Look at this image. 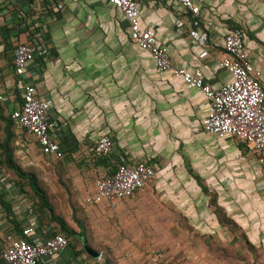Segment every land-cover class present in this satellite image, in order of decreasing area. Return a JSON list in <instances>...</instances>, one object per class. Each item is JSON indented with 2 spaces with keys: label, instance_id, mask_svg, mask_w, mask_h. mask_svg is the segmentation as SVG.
I'll return each instance as SVG.
<instances>
[{
  "label": "crops",
  "instance_id": "crops-1",
  "mask_svg": "<svg viewBox=\"0 0 264 264\" xmlns=\"http://www.w3.org/2000/svg\"><path fill=\"white\" fill-rule=\"evenodd\" d=\"M59 1L60 10L47 0H0V97L15 88L14 45L44 42L51 55L28 64V81L38 96L50 101V116L61 126L63 159L74 167L67 172L77 202L92 193L96 175L104 169V161L91 151L100 134L107 132L113 139L114 164L145 159L156 170L143 189L114 208L105 200L86 207L96 224L90 234L101 241L103 259L96 262L71 246L74 264H222L215 259L217 251L205 247L208 240L220 243L222 229L208 209V195L189 170L205 179L219 203L232 212L235 182L222 180L220 170L211 175L195 168L194 150L213 140L217 156L232 160L239 156L238 148L231 138L199 131L210 111L202 92L171 71L158 73L150 55L128 39L126 23L107 0ZM194 1L200 7L196 25L170 1L138 0L141 25L155 29L172 67L200 68L212 87L229 81L231 76L219 65L223 36L239 27L256 71L264 76V0ZM20 103L16 88L12 102L0 105L9 115ZM14 132L17 150L34 158L36 141L16 125ZM185 158L192 168L178 166ZM12 217L6 214L0 226V242ZM183 225L193 229L184 231Z\"/></svg>",
  "mask_w": 264,
  "mask_h": 264
},
{
  "label": "built area",
  "instance_id": "built-area-1",
  "mask_svg": "<svg viewBox=\"0 0 264 264\" xmlns=\"http://www.w3.org/2000/svg\"><path fill=\"white\" fill-rule=\"evenodd\" d=\"M55 9L63 8L59 0H47ZM193 17L189 24L196 25L195 17L200 7L194 0H167ZM119 11L126 23L127 35L139 50L147 52L158 73L171 71L188 87L200 90L210 104V111L202 118V129L217 139L232 138L245 144L253 151L259 163L264 166V76L256 71L245 46L246 34L242 28L228 29L223 36V56L219 61L231 76L230 80L218 87H212L205 80L200 68L172 67L166 46L158 41L156 31L151 26H142L138 0H107ZM211 23L207 22V26ZM51 55L49 46L41 41L19 42L12 52L15 88H9L0 97L3 103L12 102L16 88L20 91L21 103L9 116L14 124L26 135L32 137L40 153L49 158L61 160V126L50 116V101L37 95L29 80L28 64L44 60ZM113 148V139L105 132L100 134L91 148L96 158H107ZM156 174L155 167L145 159L134 163L122 161L115 168L107 167L96 175L94 189L87 195L82 205H94L107 201L114 208L118 202L129 198L144 188ZM0 176V226L5 223L6 210L3 199L11 206V214L18 222L19 232L14 225L8 226L0 242V254L7 264H74L76 257L71 253L69 239L51 229L39 226L35 208L28 198L12 181L6 182ZM3 215V216H2ZM103 259L102 252L94 258ZM81 264H93L83 261Z\"/></svg>",
  "mask_w": 264,
  "mask_h": 264
},
{
  "label": "rangeland",
  "instance_id": "rangeland-1",
  "mask_svg": "<svg viewBox=\"0 0 264 264\" xmlns=\"http://www.w3.org/2000/svg\"><path fill=\"white\" fill-rule=\"evenodd\" d=\"M2 130L3 123L0 121V136H3ZM199 131L203 132L204 130L201 128ZM204 133L208 137H212L210 134ZM214 140L216 139L214 138ZM231 140L233 145L235 144V147L238 148L239 154L232 160L225 156L220 159L217 156L219 149L213 140H207L206 145L201 150H194L193 165L195 168L206 170L211 175L220 170L219 175L222 180L231 179L235 182L236 199H233L234 207L230 212L219 203L217 192L211 189L205 183V179L201 177L208 189V209L222 229L220 243L217 245L214 240H208L205 241V247L209 250L215 249L214 251H217L215 259L222 264H264V168L259 163L256 154L245 144L232 138ZM33 156L34 158L27 153L18 151L17 145L15 146V161L25 171L36 174L40 185L45 189L49 201L54 207L55 214L60 215L71 230L75 231V236L71 237L74 244L78 248H82V240H85L95 251L102 250L101 241L94 240L90 234L91 230L96 228V224L91 220L86 210L89 205L78 203L74 194L73 177L67 172L74 167L69 166L65 159L56 160L44 155L43 157L36 149ZM184 163L189 166L192 164L189 159L185 158L184 161H180L178 166L184 169ZM174 166L178 167L176 164ZM3 169L4 176L8 181H12L21 192V187H23V191L28 192L36 200L35 202L38 201L26 180L18 179L13 171L4 167ZM28 201L33 204L32 198ZM34 208L38 222L40 218V221L42 220L48 227L56 226L49 219V214L45 208L42 209V212L38 210L39 216L35 206ZM77 224L83 229L81 236L78 235ZM182 228L184 231L185 229L187 231L193 229L190 225H183Z\"/></svg>",
  "mask_w": 264,
  "mask_h": 264
},
{
  "label": "trees",
  "instance_id": "trees-1",
  "mask_svg": "<svg viewBox=\"0 0 264 264\" xmlns=\"http://www.w3.org/2000/svg\"><path fill=\"white\" fill-rule=\"evenodd\" d=\"M0 104H1V101H0ZM0 121L3 123V130H2L3 136H0V168L4 167L7 170L13 171L18 179L26 180L27 184L30 186L32 193L36 196L38 201L35 202L36 200L32 196H30V194L28 192L23 191L24 190L23 187H21V189H22V192L25 194V196L29 200H31V198H32V202L37 209L38 216L40 215L39 211L42 212V209L45 208L49 214V219L52 222H54L56 224V226L58 227L57 228L56 226H53V225L50 226L49 225L51 227L52 231L55 233L57 232V233H61V234L65 235L69 239L70 245L72 247L76 248L77 252H79V253L86 252L84 247H83V242L86 245H88V244L86 243L85 240H82V248H78L74 244L73 239L71 237L75 236V231L71 230V228L66 224L65 220L60 215L55 214L54 207H53L51 201H49V198H48V195H47L45 189L42 188V186L40 185L36 174L34 172L25 171L15 161V157H14V150H15V146H14V139H15L14 125L15 124L9 115L4 114L1 105H0ZM100 159H102L104 161V167H107V165L110 168L116 167V164H112L113 162L110 160V156L107 158H100ZM189 172L191 173L192 177L196 180L197 184L201 187L202 191L207 194L208 189L204 185L202 178L198 174L192 172V170H189ZM21 183H23V182H21ZM1 203L5 207V210H6L8 217L9 216L12 217L10 204L6 203L3 199L1 200ZM10 219H11L12 224L14 225V227L18 233L19 232L18 231L19 230L18 222L13 217ZM38 223H39V226L43 229L48 227V225L44 224L42 222V220L40 221V218H39ZM77 226L79 228L78 235L81 236L83 234V229L78 224H77ZM89 247L92 248L91 246H89ZM0 264H7L2 260L1 254H0Z\"/></svg>",
  "mask_w": 264,
  "mask_h": 264
},
{
  "label": "water",
  "instance_id": "water-1",
  "mask_svg": "<svg viewBox=\"0 0 264 264\" xmlns=\"http://www.w3.org/2000/svg\"><path fill=\"white\" fill-rule=\"evenodd\" d=\"M83 247H84L85 251L87 252V254H89L90 256H92L94 258L98 256V252L93 250L92 248H90L84 242H83Z\"/></svg>",
  "mask_w": 264,
  "mask_h": 264
}]
</instances>
